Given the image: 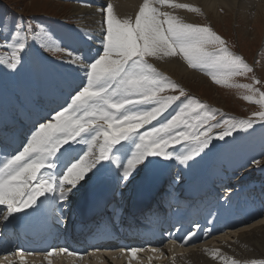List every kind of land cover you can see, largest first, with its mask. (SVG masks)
I'll return each mask as SVG.
<instances>
[{
    "label": "snow or ice",
    "instance_id": "6c2138e0",
    "mask_svg": "<svg viewBox=\"0 0 264 264\" xmlns=\"http://www.w3.org/2000/svg\"><path fill=\"white\" fill-rule=\"evenodd\" d=\"M156 5L199 11L174 0H143L134 19L121 18L109 2L97 9L103 25L96 40L99 47L80 50L54 40L39 24L35 25L36 31L28 24L24 32L23 19H19L11 41L6 42L11 53L7 58L0 57V64L15 69L28 40H38L45 50L64 53L68 59L63 62L71 65L73 71L81 70L83 79L82 86L73 89L66 106L55 111L51 120L40 123L22 150L0 160V206L6 207V212L0 208V212H5L3 219L34 205L39 207L41 197L50 195L54 201L65 202L89 173H115L119 180L127 181L140 167L155 165L152 157L187 164L210 146L213 129H221L215 138L224 140L237 130L253 126L255 121L251 118L233 117L212 123L217 109L186 96L177 83L149 63L150 57H178L189 68L211 76L217 84L246 89L249 94L243 98L264 107V92L254 87L259 80L253 77V84L233 82L235 76H246L253 68L231 52L220 35L208 25L187 23ZM88 39L93 37L88 35ZM166 90H178L179 95H161ZM257 95L259 99L254 100ZM181 97L186 102L171 118L161 122L160 118ZM253 116L264 121V111ZM153 121L158 126L139 131ZM128 142L134 145L131 155L121 151ZM74 144L87 145V151L69 159L75 151ZM177 144L190 147L179 154L169 150L170 145ZM194 235L189 232L185 243ZM56 251L79 255L66 248L51 249L44 253L45 259ZM121 251L135 259L141 249ZM22 252L14 253L20 256V264H24Z\"/></svg>",
    "mask_w": 264,
    "mask_h": 264
},
{
    "label": "bare ground",
    "instance_id": "6f19581e",
    "mask_svg": "<svg viewBox=\"0 0 264 264\" xmlns=\"http://www.w3.org/2000/svg\"><path fill=\"white\" fill-rule=\"evenodd\" d=\"M74 1L75 3L71 6V8H69V11L73 14V16L79 18L78 20L82 21L80 26L85 25L89 27L87 29L78 27L80 30L84 31L86 41H82L81 38L75 37V47L79 48L80 46L82 49L88 47H96V45H92L91 43H89V41L91 40L88 39V35H91L93 37L92 40L95 42L100 37V32L103 25L100 23L102 17L97 12L98 8L105 7L107 3L111 2L114 5L116 13L123 18L131 15L135 16L140 4L143 2V0ZM174 2L188 4L194 8L200 7L202 12H204L206 15L211 16L213 24L216 25L215 28L217 29L221 27L218 25L222 24V22H225L227 20L226 18L233 16L234 12L236 13L237 11L243 10L242 16L245 18L254 14L251 25L252 31L247 29V25L249 22L247 23V25L242 27L245 37L249 38V43L255 41L254 34L257 27L264 26V0H174ZM156 6L158 7V5ZM159 8H161V11L173 12L175 15H177L187 23L196 22L194 13L186 9H171L167 6H160ZM237 30V26H234V32H236ZM249 35H251V37H249ZM67 59V57H64V60ZM35 61V64H33L35 65V68L37 70L35 75L33 76V79L37 83L35 86H32L30 84V81L28 80V78L30 77V73L26 68L23 70L21 74V80L19 79L20 81L17 82V84L14 83V85H10L0 80V132L2 131V128L4 126H6L8 129L6 132V137H1L3 141L17 143V138H20V136L17 132L16 135L15 132L13 134V131L11 130L13 127L11 126V123H19L21 121V116L25 118V123H23V125H20V127L28 126L27 130L30 133L35 131L39 126H34V122L38 121V123H40L45 118H47V121L51 120L53 113L55 111H59L61 107L66 106V101H68V97L64 96L61 90L65 89V87L66 89H72L76 87V85H78L80 80L83 78V72L81 70L77 69L73 71V67L63 61L61 63L59 61L55 63L60 67V69L57 67V71L54 70L56 69L55 67L48 66L47 61L44 58H38ZM158 62V64H160L162 68V72L172 76L174 79L180 82L183 87L185 86L187 88L199 91L202 90V93L204 95L210 93L211 88L209 87V83L207 84L206 81L203 80V78H201L198 74L189 71L191 70V68H189L182 59L178 57H165L162 59H158ZM60 82L62 89H59L61 87L59 84ZM212 102L219 103L216 98L213 99ZM7 114L15 115V117L12 116V118L15 119H8ZM16 114L18 115L16 116ZM32 116L35 118L31 123ZM17 130L19 129L17 128ZM28 138L24 139L23 145L27 142ZM260 138L264 137L260 136L256 140V144L261 142ZM255 143L252 144V146L254 147L252 151L253 154L256 153L257 149ZM263 143L261 142V144ZM73 148L75 149V151L71 152L70 156L68 157L69 159L73 157L78 158V155H82L83 151H87V146L85 147L82 144H74ZM128 150L130 151L129 153L127 152ZM121 151L128 153V155H131V152L133 150H130L128 145H126L125 148ZM209 162L210 163H208V165L204 167H201V165L199 164L193 166L190 161L187 164H181L180 166H177L176 174H178V176H180L181 178L179 180L181 185L180 188L182 190L196 191L202 177L205 174L206 178L210 179V173H215L214 180L218 181L216 183L217 185H221L229 179L231 188L228 189H230V193H233V198L235 197L236 193H239V191L244 192V195L237 196V198L235 199L237 201V204L240 206V209L241 207L249 208V206L256 208L255 204L263 202L264 192L259 193L255 191L254 187L250 188L249 186H246L248 188L239 189L243 184L248 185V178L245 177L246 173L238 178L235 177L234 179L232 177L235 171H231V168L228 167L226 170H224L225 175H220L218 173L219 170L216 169L220 163L222 164L219 156L216 155L211 157ZM113 167L115 166L113 165ZM149 167H140L127 181L119 180L115 173L110 175L89 173L88 178L82 181L70 195L79 196L87 192L90 187L104 181H107L108 183L115 181L122 182L121 187L123 189L127 188L129 192V188H131V192L135 193L145 183L141 182L142 180L139 178V176H137L139 174H137V172L139 170L146 172ZM251 169H253V167H250V169L248 170ZM168 172H170V175H172V171L169 170ZM168 172H166L165 174L166 182L169 185L178 183L179 181L171 179L170 175L166 176ZM129 181H131V187ZM215 192L216 189H213L210 195L215 194ZM217 195L218 197H220L219 191H217ZM248 196H250V199L252 201L251 205L245 199ZM256 212L259 214L256 215ZM256 212L251 211L250 209L249 211L243 210L242 212L237 214L238 219L236 221L231 220L226 228H222V230H225V232L217 230L210 234L209 238L208 236H205L203 239L205 241L202 243L197 244L191 240L186 246H181L179 248L174 247L173 250L169 251L168 253H163L164 257L162 260L158 256H154L153 254L140 252L139 254H136L135 259H128L133 263H128L125 261H123L122 263L112 261V264H141V261H136L137 258L144 260L145 264H232L233 261L237 262V264H264V210H262L261 212L258 209V211ZM252 214L254 215V218L258 216V221L255 223L251 222L254 220H252ZM261 214L263 215L260 216ZM225 216L226 214L223 215V217ZM172 251H175L173 255L171 254ZM115 253L116 252L107 251L104 253H97L93 255L100 259L103 257L101 261L96 263L111 264V256H113L112 254ZM104 256L108 257V259L104 258ZM13 258H15L13 260L14 263L10 262L11 264H20L19 257ZM25 259L28 262H24V264H36V262L34 261L35 259H30L28 257H26ZM88 261H90V257L86 256L82 261L79 262V264H90ZM69 262L70 260L68 259L66 261V264H69ZM44 264L52 263L49 262Z\"/></svg>",
    "mask_w": 264,
    "mask_h": 264
},
{
    "label": "rangeland",
    "instance_id": "374dc122",
    "mask_svg": "<svg viewBox=\"0 0 264 264\" xmlns=\"http://www.w3.org/2000/svg\"><path fill=\"white\" fill-rule=\"evenodd\" d=\"M74 3V0H0V57L7 58L10 55L11 49L7 47L6 42L11 41L12 33L16 30L15 25L19 22L20 18H22L24 22V32L27 31L28 24H32L34 31L37 30L35 25H42L54 40L59 41L63 45H66L72 49L75 48L76 50L74 45V40L76 41L75 37L81 38L82 41L85 40L84 31L80 30L79 28L87 29L89 27L85 26L84 24V26H80L82 21L78 20L79 18L73 16V14L69 11V8H71ZM158 7H160V5H158ZM195 8L199 9V11L193 12L196 21L194 24L210 26L227 42V46L231 52L241 56L243 60L253 68V72L248 73L246 76H235L233 78V82L235 84H253V77H255L260 81V83H256L254 87L259 89L261 92H264V26L257 27L254 34L255 41L249 43V38L245 37L242 27L247 25L249 22L247 29H252L251 25L254 14L245 18L242 16L243 10L237 11L236 13L234 12V15L226 18L227 20L218 25L221 27L217 29L215 28L216 25L213 24L211 16L202 12L200 7ZM130 17L134 19L135 16L131 15ZM234 26H237L238 30L236 32H234ZM249 37H251V35H249ZM27 43L28 49H26V51L23 53L21 62L16 66L15 69H9L4 64H0V80L10 85H14V83L17 84V82L21 80L22 70L26 68L30 73V77L28 78L30 84L35 86L37 83L33 79V76L37 70L33 64H35V60H37V58H43L40 56V53L44 52L45 54L52 57L53 60H45L47 61V65L55 67L56 69L54 70L56 71L58 70L57 67L59 69L60 67L55 63L58 61L61 63L64 60V57H67L62 52L45 50L43 47H41V44L38 40L29 39ZM89 43L96 45V47H94L95 49L99 47V45L92 39L89 41ZM80 48L81 47L79 46V49ZM148 60L157 71L161 72L170 80L177 83L180 88L185 91L186 96L196 98L201 103L208 105L210 109H217L218 111L216 113V120L212 121V123L222 122L223 120L233 117L236 119L246 120L251 118L255 120L251 128H248L247 130H237L233 132L232 135L225 137L224 140L215 138L216 134L219 133L221 129H213L212 135L214 138L210 146L201 152L199 156L194 157V159L190 161L193 166L199 164L201 167H204L210 163L209 160L211 157H213V155H218L220 161H222V164L220 163L219 168H217L220 174H224V168L226 167V170L229 167L231 168V171H235L232 178L240 177L246 173L248 180L252 182L254 180L253 174L264 175V138H260L263 144H261V142L258 144L255 143L260 136L264 137V121H261L257 119V117L253 116V113L264 111V107L258 103L245 100L243 97L249 94L246 89L226 86L225 84H217L213 81L212 77L205 74V72L193 69L189 70L195 74H198L201 78H203V80L206 81L207 84L209 83V87L211 88L210 93L204 95L202 90L199 91L187 88L185 86L183 87V85L172 76L162 72V68L160 64H158L159 62L157 58L150 57ZM80 82L78 85H76V87H74L76 90H78L77 86H82ZM59 84L61 86V82ZM74 88L66 89L65 87V89H62L61 86L59 89H62V94L67 96L68 100H70V94H74ZM161 95H179V91L166 90V92L161 93ZM215 98L219 101V103L212 102V100ZM256 99H259L258 95L254 97V100ZM183 102H186L185 97H181L180 101L175 102L172 107L169 108L166 113H164L163 117L160 118V121L163 122L166 119L171 118V116L176 113ZM11 116L15 117V115ZM154 126H158L157 121H153L151 124L145 125L144 128L140 129L139 131L147 132ZM253 143H255L257 146L255 154L252 152L254 148L252 146ZM126 145L134 150V145L131 144V142H128ZM189 147L190 145L188 144L170 145L169 150L179 154ZM150 159L156 161L155 165L150 166L146 172L140 170L137 172V174L139 173L137 176H139V178L142 180L141 182H144L147 176H159L163 171H167L168 169L172 171L171 178L173 180L179 181L181 179L180 176L176 174L177 166H180L181 164H179L176 160L165 161L158 157H152ZM253 161H259V163L256 165V163H253ZM250 167H253V169L248 170ZM250 172L253 173L249 175ZM130 182L131 181H129V183ZM226 183L227 185H230L229 179L228 182L226 181ZM131 185L132 184L130 183V187ZM173 185L175 187H179L180 181L178 184L174 183ZM129 189L131 190V188ZM126 193L128 192L125 191L124 194L126 195ZM262 215L263 214L260 216ZM253 216L254 215L252 214L251 217L252 220L254 219V222L251 220L250 221L255 223L258 221V216H256V218ZM94 257L98 258L96 256ZM110 260L111 264L114 261L121 263L123 262L122 259L114 258L113 256H111ZM136 261L139 262L141 259L137 258ZM88 262L90 264H99L96 263L93 258H90V261Z\"/></svg>",
    "mask_w": 264,
    "mask_h": 264
}]
</instances>
